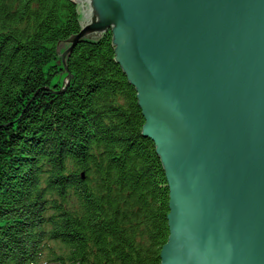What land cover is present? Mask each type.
<instances>
[{"label": "trees", "instance_id": "trees-1", "mask_svg": "<svg viewBox=\"0 0 264 264\" xmlns=\"http://www.w3.org/2000/svg\"><path fill=\"white\" fill-rule=\"evenodd\" d=\"M71 0H0V264H159L168 188L111 33Z\"/></svg>", "mask_w": 264, "mask_h": 264}, {"label": "water", "instance_id": "water-1", "mask_svg": "<svg viewBox=\"0 0 264 264\" xmlns=\"http://www.w3.org/2000/svg\"><path fill=\"white\" fill-rule=\"evenodd\" d=\"M111 33L168 188L159 264H264V0H71Z\"/></svg>", "mask_w": 264, "mask_h": 264}]
</instances>
